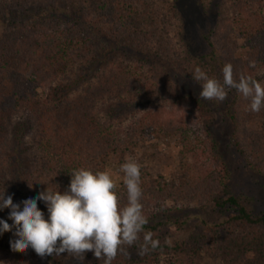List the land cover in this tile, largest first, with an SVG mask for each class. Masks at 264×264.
Segmentation results:
<instances>
[{
    "label": "trees",
    "instance_id": "obj_1",
    "mask_svg": "<svg viewBox=\"0 0 264 264\" xmlns=\"http://www.w3.org/2000/svg\"><path fill=\"white\" fill-rule=\"evenodd\" d=\"M196 2L203 12L212 4L216 11L215 24L203 36L208 53L199 57L174 52L170 34L184 25L176 0H0V195L18 196L13 203L20 204L17 198L33 186L38 193L49 188L63 194L72 171H106L111 161L118 169L128 159L139 163L144 150L175 138L176 164L167 176H154L140 165L141 203L148 219L144 229L154 233L163 226L168 201L202 208L212 204L227 213L220 225L227 236L214 238L210 247L221 264H264V215H253L242 196L229 194L228 171L208 130L213 117L208 106L181 97L178 82L156 62L147 64L145 79H137L113 58L107 61L113 51L138 46L199 86L192 77L196 67L222 83V69L229 63L234 78L251 76L264 85V0ZM78 63L77 84L94 76L96 65L103 71L94 76L97 83L72 95V84L64 80ZM226 91L231 137L251 170L264 174V108L252 112L235 89ZM125 96H155L171 108L162 117L120 128L113 120L119 115L116 106L129 107ZM99 113L109 116L102 120ZM115 191L124 206L123 179ZM8 217V208L0 211V219L11 225ZM217 230L209 229L214 235ZM14 231L0 235V244L11 249L10 241L18 238ZM163 253L179 256L183 250L159 244L138 259L115 258L112 264H153ZM27 258L41 257L29 248L9 261L34 264ZM45 258L53 264L51 256Z\"/></svg>",
    "mask_w": 264,
    "mask_h": 264
},
{
    "label": "rangeland",
    "instance_id": "obj_2",
    "mask_svg": "<svg viewBox=\"0 0 264 264\" xmlns=\"http://www.w3.org/2000/svg\"><path fill=\"white\" fill-rule=\"evenodd\" d=\"M169 1L172 2L174 0ZM176 5L184 25L182 29L179 26L178 30L176 29V31L170 34V37L173 39L175 54L179 56L190 53L193 57L204 56L208 53V47L203 40V36L215 24L216 11L213 4L206 12L201 10L196 0H176ZM138 48V46L134 49L132 47L131 49L122 47L117 51L109 53L107 61L113 58L116 64H120L121 67L131 70V73L137 79H145L147 77V64L156 62L158 67L164 69L169 78L178 82L181 97L191 96L195 100H199V102L207 105L213 116L208 130L218 145V150L228 171L226 188L229 194L242 196L253 215H264V174L256 172L255 166H253L255 171L251 170L245 161V156L238 151L241 148L235 145V140L231 137L233 125L230 122L229 97L227 96V99L222 103L201 100L199 93L202 91V86L189 80L187 74L175 71L172 64L159 59L153 61L151 59L153 58L151 57V52L145 55L144 53L146 52L141 53ZM96 66L93 69L94 76L103 71L101 68L98 72L99 65ZM76 71H82L79 63L77 64V69L67 73L64 80L65 83L72 84V95L79 94L85 87L95 84V82L97 83L98 80L90 73L91 75L88 74L87 79L78 84L77 82L74 83L78 79L75 76ZM123 100L130 103V105L127 109H121L120 106H116L119 110V115L118 117L115 116L113 120V124H117L120 128H126L137 119L162 117L171 108V106H164L162 102H157L155 96L132 99L129 96H125ZM100 107L101 105L97 108ZM108 116L109 114L106 115L105 113L98 114V117L102 120L104 118L107 119ZM165 117L167 116L165 115ZM178 148V141L175 138L158 141L156 146L146 151L144 150V154L146 155L140 157L141 161L139 164L146 167L154 176H167L166 173L176 164V151H178ZM106 171L111 173L112 178L117 184L123 179V173L119 171L114 161L109 163ZM37 190L38 186L36 188L33 186L29 189L28 193H25L26 196L23 195L22 198H17L20 204L23 205L21 202L28 198H35L38 195ZM16 197H12V199L15 200ZM165 205L168 209V216L163 219V226L153 233V238H157L160 244H165L171 249L180 247L183 250V254L176 256L172 253H163L153 264H178L179 260L182 261V264H221L216 253L210 247L214 245V238L218 240V238L222 239L227 236L226 231L220 228V225L226 221L227 213L217 210L212 204L202 208L199 204L195 203L168 201ZM38 208L44 212L47 218V207L42 201L38 203ZM8 210L10 213V209ZM212 228H218L219 234H212L209 231ZM144 232H149V230L144 229ZM140 242H143V233H141ZM138 247L139 245L137 244L128 249L130 256L118 254L116 258H118V261L122 258L138 259L140 257L137 254ZM14 257L15 252L8 245H5V243L0 244V264H12L9 260H13ZM51 257L53 264H80L79 261L71 258L67 253H62L60 257ZM47 261L50 262L46 258L43 260L35 258L33 262L34 264L37 262L39 264L41 262L51 264V262L47 263ZM83 264H103V262L98 260L93 252L89 251L85 254Z\"/></svg>",
    "mask_w": 264,
    "mask_h": 264
},
{
    "label": "clouds",
    "instance_id": "obj_3",
    "mask_svg": "<svg viewBox=\"0 0 264 264\" xmlns=\"http://www.w3.org/2000/svg\"><path fill=\"white\" fill-rule=\"evenodd\" d=\"M250 64L254 66V62ZM192 77L202 85L201 100L222 103L228 96L226 89H235L249 101L250 111L258 113L264 108V85L251 76L234 78L230 63L222 69V83L210 78L200 67L195 68ZM119 171L123 173L127 191L124 206L109 171L93 173L85 168L70 173V184L63 194L47 188L35 198L22 201V210L20 204L13 203L11 195L7 198L0 195V211L10 209L8 219L13 221L10 225L0 219V235L15 229L13 235L18 238L10 241L13 252L24 253L31 248L41 258L67 253L80 264L89 251L103 264H112L118 254L130 256L128 249L133 245H139V256L155 250L159 240L153 239V233L144 232L148 219L141 203V166L136 160L128 159ZM41 201L47 207V219L38 208Z\"/></svg>",
    "mask_w": 264,
    "mask_h": 264
}]
</instances>
